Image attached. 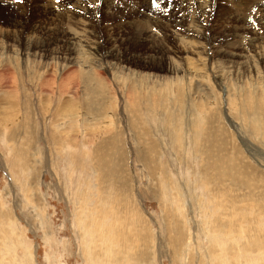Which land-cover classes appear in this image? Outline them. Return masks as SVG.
<instances>
[{"label": "rangeland", "instance_id": "rangeland-1", "mask_svg": "<svg viewBox=\"0 0 264 264\" xmlns=\"http://www.w3.org/2000/svg\"><path fill=\"white\" fill-rule=\"evenodd\" d=\"M3 132L0 264H264V0L0 1Z\"/></svg>", "mask_w": 264, "mask_h": 264}, {"label": "bare ground", "instance_id": "bare-ground-1", "mask_svg": "<svg viewBox=\"0 0 264 264\" xmlns=\"http://www.w3.org/2000/svg\"><path fill=\"white\" fill-rule=\"evenodd\" d=\"M0 1H13V0H0ZM56 3V2H55ZM56 5V4H55ZM58 5V4H57ZM60 5V4H59ZM58 5V6H59ZM57 6H55V8H56ZM59 8V7H58ZM76 9V8H75ZM80 9V8H79ZM110 9V8H109ZM59 11H61V9L59 10ZM67 11V10H66ZM70 10H68V12H69ZM82 11H85V10H82ZM87 11V10H86ZM57 12V11H56ZM67 12V13H68ZM86 13V12H85ZM60 14H62V13H60ZM67 15V14H66ZM78 15V14H77ZM58 16V15H57ZM68 16V15H67ZM85 17V16H84ZM75 19V18H74ZM85 19V18H84ZM87 21V20H86ZM89 23H91V22H89L88 21V24ZM62 24V23H61ZM64 24H66V23H64ZM68 24V23H67ZM77 24V23H76ZM80 25H83V26H86V27H88V29H89V26H87V23H85V22H82L81 24H80V21H78V24L76 25V27H79ZM62 26V25H61ZM64 26V25H63ZM252 26V25H251ZM81 28H82V26H81ZM65 29V28H64ZM72 29V28H71ZM74 29V28H73ZM77 29H79V28H77ZM88 29H85V27H84V29L82 30V34L79 32V31H77V30H74V32H73V35L74 36H72V37H70V39L72 40V45H81V46H84L83 45V43L85 42L86 43V45L89 47V45L90 44H92V42H93V38L91 37V34L89 35L88 33L90 32ZM256 29V28H255ZM69 30V29H68ZM95 31V30H94ZM88 32V33H87ZM91 33H92V31H91ZM66 36V35H65ZM93 36V35H92ZM76 37V39H74ZM82 37H84V38H82ZM94 37V36H93ZM96 38V37H95ZM82 39V40H81ZM68 40V39H67ZM80 42H83V43H80ZM192 42V41H191ZM28 43H31V41H28ZM63 44H65V43H63ZM69 44V43H68ZM95 44H96V42H95ZM94 44V45H95ZM70 45V44H69ZM100 46V45H99ZM186 46V45H185ZM74 49V48H73ZM81 49V48H80ZM91 49V48H90ZM78 54V53H77ZM83 54V53H82ZM238 55V54H237ZM86 56V55H85ZM92 56V55H91ZM94 57V56H93ZM88 58V57H87ZM73 59H76V57L74 58L73 57ZM80 59V58H79ZM86 59V58H85ZM95 59V58H94ZM80 60H83V59H80ZM57 61V60H56ZM88 62V61H87ZM91 76V75H90ZM88 78V77H87ZM66 104V103H65ZM89 118V117H88ZM87 119V118H86ZM124 121V120H123ZM29 125V124H28ZM126 133V132H125ZM0 135H2L3 136V138L4 139H2V140H4V142H6V141H8L9 140V137L7 136V133L6 132H3V133H0ZM65 149V148H64ZM206 155V154H205ZM4 158V157H3ZM210 158V157H209ZM5 161V160H4ZM102 168H108V169H110L111 170V166L108 164V163H106V162H104L102 165ZM207 166V165H206ZM209 166H210V164H209ZM208 166V167H209ZM213 166H214V164H213ZM210 168V167H209ZM110 173V171L109 172H104V175H108ZM220 175V174H219ZM218 175V176H219ZM216 176V178H218V180H220V181H223L222 179H221V177L219 176ZM106 181V180H105ZM224 182V181H223ZM230 185V184H229ZM251 185V183L249 182V181H247V186H250ZM247 194V193H246ZM250 196V195H249ZM255 199H257V198H255ZM260 200V199H259ZM240 201H242V200H240ZM258 200L256 201V204H258ZM185 208V207H184ZM234 213V212H233ZM85 217L86 218H88V215L87 214H85ZM1 219L2 218H0V224L2 225L3 224V220H2V222H1ZM9 219V218H8ZM136 221V220H135ZM8 223L10 224V226L14 229V225L15 224H17L16 223V221H15V218L14 219H9L8 220ZM136 223H137V221H136ZM7 225V224H6ZM80 225V224H79ZM134 224L132 223V225L130 226V227H132ZM203 225H205V224H203ZM209 228V226L208 225H205V226H203V229H205L206 231H207V229ZM80 229V228H79ZM78 229V230H79ZM0 230H3L1 227H0ZM77 230V229H76ZM80 231V230H79ZM1 232V231H0ZM8 232V231H7ZM134 232V231H133ZM10 233V232H9ZM207 234H210L208 231H207ZM137 235H138V233H137ZM79 236H80V234H79ZM217 236H220L219 234L217 235ZM211 238V237H210ZM82 240L81 241H83V246H84V248L85 249H87V251L88 252H92V251H94L95 250V248H96V246H98L99 244H97V245H95V243L94 242H91L90 240H85L84 238H81ZM7 242V241H6ZM9 242V241H8ZM24 242V240L22 239V242L21 243H23ZM212 244H214V245H217L215 242V238L212 240ZM12 243V242H11ZM31 249L30 248V246H28L27 247V249ZM83 248V249H84ZM100 248V247H99ZM82 249V250H83ZM229 249V248H228ZM223 250H225V248L224 247H222V251ZM86 251V250H85ZM29 254H31V253H29ZM28 254V255H29ZM88 255V254H87ZM211 255H214V254H211ZM30 256V255H29ZM209 256H210V254H209ZM87 257V256H86ZM260 257V256H259ZM88 258V257H87ZM91 258L92 257H90V258H88V260L90 259V261H91ZM94 261V258H92V261L91 262H93ZM215 261V260H214ZM90 262V263H91Z\"/></svg>", "mask_w": 264, "mask_h": 264}, {"label": "snow or ice", "instance_id": "snow-or-ice-1", "mask_svg": "<svg viewBox=\"0 0 264 264\" xmlns=\"http://www.w3.org/2000/svg\"><path fill=\"white\" fill-rule=\"evenodd\" d=\"M150 3L152 6H156L157 0H150ZM68 7H71V4H69Z\"/></svg>", "mask_w": 264, "mask_h": 264}, {"label": "built area", "instance_id": "built-area-1", "mask_svg": "<svg viewBox=\"0 0 264 264\" xmlns=\"http://www.w3.org/2000/svg\"><path fill=\"white\" fill-rule=\"evenodd\" d=\"M90 14H93L92 11H90Z\"/></svg>", "mask_w": 264, "mask_h": 264}]
</instances>
